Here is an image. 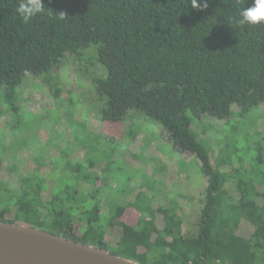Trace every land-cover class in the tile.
Masks as SVG:
<instances>
[{
  "label": "trees",
  "instance_id": "trees-1",
  "mask_svg": "<svg viewBox=\"0 0 264 264\" xmlns=\"http://www.w3.org/2000/svg\"><path fill=\"white\" fill-rule=\"evenodd\" d=\"M65 11V20L38 15L29 24L16 12L17 0H0V94L11 111L28 74L39 77L60 98L53 72L66 54L99 64L94 77L103 133L108 143L125 138L131 112L156 122L173 149L195 156L207 181L195 225L176 203L162 205L153 187L121 200L105 196L108 171L88 158L67 161L46 192L45 177L22 181L0 206V220L34 226L108 250L141 264H264V144L249 169L214 166L208 143L194 126L230 120L264 105V24L234 20L251 0H208L206 10L190 0H43ZM82 125V124H81ZM85 128V125H82ZM136 137L135 132L131 133ZM4 158L0 155V170ZM45 192L47 194H45ZM105 213H104V212ZM135 212L139 217L133 218ZM12 215V219H7Z\"/></svg>",
  "mask_w": 264,
  "mask_h": 264
},
{
  "label": "rangeland",
  "instance_id": "rangeland-1",
  "mask_svg": "<svg viewBox=\"0 0 264 264\" xmlns=\"http://www.w3.org/2000/svg\"><path fill=\"white\" fill-rule=\"evenodd\" d=\"M93 52L86 58L68 53L53 72L56 99L51 88L39 77L28 74L18 88L17 108L11 111L0 94V155L4 165L0 170V206L11 192L20 190L22 181L35 176L45 177L48 192L55 181L51 178L67 169V161H82L88 148L96 144L88 158L98 161L97 168L108 171L109 186L105 196L121 200L139 189L153 187L162 205L176 203L177 212L187 224L195 225L204 205L207 181L195 156H185L173 149L167 132L145 115L131 112L124 123L127 135L107 142L103 133L100 110L103 104L95 95V76L103 74L99 64H89ZM230 120H203L194 126L200 140L207 142L213 165L231 155L221 170L235 167L249 169L259 143L264 144V105L241 115L234 107ZM85 125V128L82 125ZM135 132L136 137L131 133ZM52 175V176H50ZM45 192V194H47ZM104 212V211H103ZM105 213V212H104ZM133 218L139 214L132 212ZM8 215L7 219H12ZM107 251L116 252V243L108 236Z\"/></svg>",
  "mask_w": 264,
  "mask_h": 264
},
{
  "label": "water",
  "instance_id": "water-1",
  "mask_svg": "<svg viewBox=\"0 0 264 264\" xmlns=\"http://www.w3.org/2000/svg\"><path fill=\"white\" fill-rule=\"evenodd\" d=\"M0 264H141L34 226L0 220Z\"/></svg>",
  "mask_w": 264,
  "mask_h": 264
},
{
  "label": "clouds",
  "instance_id": "clouds-1",
  "mask_svg": "<svg viewBox=\"0 0 264 264\" xmlns=\"http://www.w3.org/2000/svg\"><path fill=\"white\" fill-rule=\"evenodd\" d=\"M193 9L206 10L209 7L208 0H190ZM16 12L22 23L29 24L38 15L47 14L57 20H65V11H54L45 8L43 0H17ZM234 22L239 26H253L264 24V0H251L248 7L239 10Z\"/></svg>",
  "mask_w": 264,
  "mask_h": 264
}]
</instances>
